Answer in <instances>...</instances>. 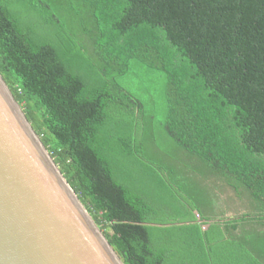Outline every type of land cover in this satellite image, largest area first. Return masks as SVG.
I'll list each match as a JSON object with an SVG mask.
<instances>
[{"label": "trees", "instance_id": "trees-1", "mask_svg": "<svg viewBox=\"0 0 264 264\" xmlns=\"http://www.w3.org/2000/svg\"><path fill=\"white\" fill-rule=\"evenodd\" d=\"M0 74L124 264H264V0H0Z\"/></svg>", "mask_w": 264, "mask_h": 264}, {"label": "water", "instance_id": "water-1", "mask_svg": "<svg viewBox=\"0 0 264 264\" xmlns=\"http://www.w3.org/2000/svg\"><path fill=\"white\" fill-rule=\"evenodd\" d=\"M0 264H124L1 74Z\"/></svg>", "mask_w": 264, "mask_h": 264}, {"label": "rangeland", "instance_id": "rangeland-1", "mask_svg": "<svg viewBox=\"0 0 264 264\" xmlns=\"http://www.w3.org/2000/svg\"><path fill=\"white\" fill-rule=\"evenodd\" d=\"M146 87V86H144ZM140 87L138 85L133 86L130 88L132 93H134L136 96L140 97L142 100H146L149 98L148 91L153 92L152 90L148 89L149 87ZM221 198L226 201L227 210L226 216L232 217L237 214H240L244 211L243 207L241 206V202L239 199L236 198L234 191L230 187H223L221 189Z\"/></svg>", "mask_w": 264, "mask_h": 264}]
</instances>
